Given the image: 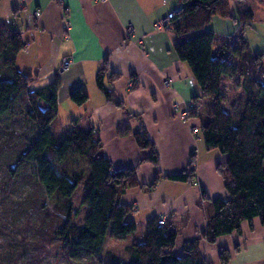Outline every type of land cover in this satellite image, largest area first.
Listing matches in <instances>:
<instances>
[{"label": "crops", "instance_id": "1", "mask_svg": "<svg viewBox=\"0 0 264 264\" xmlns=\"http://www.w3.org/2000/svg\"><path fill=\"white\" fill-rule=\"evenodd\" d=\"M228 3L234 19L214 17L203 30L183 37L174 31L183 27L179 19L170 20L166 31L154 29L158 21L179 10L181 0H0V24H13L21 34L24 48L14 67L28 79V89L43 88L55 78L60 82L54 97L57 116L49 126L56 143L57 136L63 139L76 120L82 132H92L100 142L99 155L113 170L136 169L139 186L127 189L118 202L133 208L129 221L140 232L125 240L129 244L122 248L123 260L109 251L121 262L129 258V246L143 242L146 223L163 218L165 225L176 230L174 253L178 256L185 243L200 239L199 250L206 263L221 264L229 256L228 264H264V226L256 218L219 237L214 245L201 239L206 230L202 192L211 200L227 198L224 182L216 173V166L227 157L206 150L201 138L210 99L197 104V118L186 117L200 90L173 50L181 38L213 32V51L222 45L239 46L244 38L253 54L263 55L264 67V0ZM14 9H19L15 15ZM35 12L39 17H34ZM239 13H249L251 18L239 22ZM64 58L71 65L60 72ZM105 60L104 87L123 108L107 102L96 86ZM231 80L222 82L223 108L228 112L237 100L243 101L236 97L238 90L231 87ZM78 92L85 95L81 103L73 99ZM142 129L158 156L156 165L148 161L151 150L139 148L133 137ZM191 154L195 155L193 181L166 179L188 172ZM156 176L159 181L152 191L142 189Z\"/></svg>", "mask_w": 264, "mask_h": 264}, {"label": "trees", "instance_id": "2", "mask_svg": "<svg viewBox=\"0 0 264 264\" xmlns=\"http://www.w3.org/2000/svg\"><path fill=\"white\" fill-rule=\"evenodd\" d=\"M182 6L171 21L179 19L183 27L174 31L178 36L203 30L214 17L234 19L228 0H181ZM19 9H14L15 15ZM248 17V18H247ZM249 13H239L237 19L244 23L250 19ZM215 35L204 32L192 37L181 38L174 45L178 60L186 64L200 94L193 98L192 107L187 110V118L198 117L197 104L204 98L211 100L207 113L208 121L201 125L200 134L206 150H216L227 158L216 166V173L224 182L228 194L226 199H209L204 191L202 201L206 213V230L201 239L214 245L216 240L235 231L248 220L258 219L264 226V67L262 54H253L243 38L239 46L222 45L213 51ZM21 34L13 25L0 24V123L10 112V104L24 96L30 107L26 114L35 134L24 133L19 141L8 135V140L0 144V156L6 153V172L14 175L17 165L31 164L36 168L37 182L45 198L58 196L55 210L60 217L55 234L65 257L76 261L80 257L90 258L101 254L106 237L126 240L136 232L137 226L129 221L134 213L132 207L122 205L118 197L127 189L139 186L136 169L113 170L110 162L99 155L100 142L92 132L84 133L71 122V129L58 145L49 126L57 116L55 94L60 82L58 78L43 88L30 91L28 79L15 69V58L23 50ZM238 61V64L232 62ZM107 60L96 76V86L105 100L115 107L123 108L113 92L103 84L107 72ZM238 76L243 101L237 100L230 112L223 108L226 96L223 92L224 78ZM6 85L10 92L1 89ZM6 100V99H8ZM74 101L85 100L83 93H75ZM0 126V130H1ZM119 132L118 135H122ZM137 146L149 149L152 154L148 161L158 163V156L142 129L134 134ZM15 140V141H14ZM11 143V145H9ZM75 154L87 162V173L73 176L59 174L54 163H62ZM13 164V167H11ZM195 175V155H190L188 172L167 176L174 182H192ZM159 177L142 189L152 191ZM83 185V196L79 208L74 211L72 195L79 185ZM83 206L89 208L83 226L73 224ZM157 219H150L145 225L144 240L128 247L127 261L121 262L107 252L99 264H209L200 250V239L187 242L183 254L174 253L176 230L168 225H158ZM226 256L221 264H228Z\"/></svg>", "mask_w": 264, "mask_h": 264}, {"label": "rangeland", "instance_id": "3", "mask_svg": "<svg viewBox=\"0 0 264 264\" xmlns=\"http://www.w3.org/2000/svg\"><path fill=\"white\" fill-rule=\"evenodd\" d=\"M245 33L248 34V28H245ZM232 62L239 63L234 60ZM231 79V87L238 90L236 97L244 100L245 97L240 88L241 80L238 76ZM1 92L6 94L10 92V89L4 85ZM6 100L10 101L9 98ZM29 110L30 107L24 96H20L10 104L8 116L0 123L2 127L0 144L8 140V135L19 141L24 133L31 136L35 134L32 123L26 118ZM56 139L59 145L62 139L59 136ZM5 154L0 156V264H99L104 254L109 251L123 260L125 256L122 248L129 242L107 237L104 248L98 256L80 257L76 261L65 257L55 234L60 219L54 208L58 196L55 194L45 198L37 182L35 166L17 165L16 157H11L13 164H16V169L14 175L9 177L6 172ZM54 166L59 174L68 177L80 172L86 174L88 171L87 162L75 154H70L62 163H54ZM83 193L81 184L72 195L74 211L79 208ZM88 212L89 208L83 206L77 218L73 219V224L83 226ZM136 232L139 233L140 230Z\"/></svg>", "mask_w": 264, "mask_h": 264}, {"label": "built area", "instance_id": "4", "mask_svg": "<svg viewBox=\"0 0 264 264\" xmlns=\"http://www.w3.org/2000/svg\"><path fill=\"white\" fill-rule=\"evenodd\" d=\"M100 2L105 1V0H98ZM34 17H39V13L35 12L34 13ZM172 19V14L168 15L165 19L158 21L155 25H154V29L156 31H166L168 29H170V20ZM130 33V30H128L126 32V36H128ZM71 65V60L68 58H64L62 60L61 66H60V72H64L66 71ZM186 115V114H185ZM158 225H164V219L160 218L157 221Z\"/></svg>", "mask_w": 264, "mask_h": 264}]
</instances>
